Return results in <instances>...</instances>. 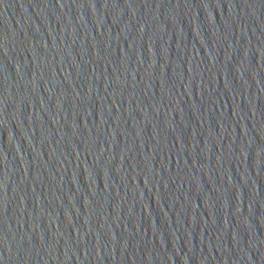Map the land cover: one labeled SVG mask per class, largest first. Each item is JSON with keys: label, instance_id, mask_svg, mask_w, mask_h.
Returning a JSON list of instances; mask_svg holds the SVG:
<instances>
[{"label": "water", "instance_id": "water-1", "mask_svg": "<svg viewBox=\"0 0 264 264\" xmlns=\"http://www.w3.org/2000/svg\"><path fill=\"white\" fill-rule=\"evenodd\" d=\"M0 264H264V0H0Z\"/></svg>", "mask_w": 264, "mask_h": 264}]
</instances>
